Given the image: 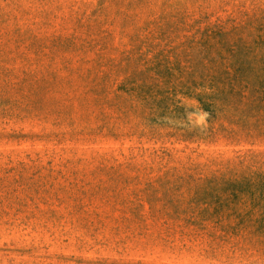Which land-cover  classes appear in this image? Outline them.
<instances>
[{
	"label": "rangeland",
	"instance_id": "374dc122",
	"mask_svg": "<svg viewBox=\"0 0 264 264\" xmlns=\"http://www.w3.org/2000/svg\"><path fill=\"white\" fill-rule=\"evenodd\" d=\"M0 264H264V0H0Z\"/></svg>",
	"mask_w": 264,
	"mask_h": 264
}]
</instances>
